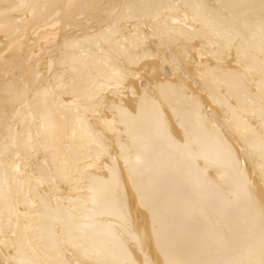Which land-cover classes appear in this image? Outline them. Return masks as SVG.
<instances>
[{
  "label": "bare ground",
  "instance_id": "1",
  "mask_svg": "<svg viewBox=\"0 0 264 264\" xmlns=\"http://www.w3.org/2000/svg\"><path fill=\"white\" fill-rule=\"evenodd\" d=\"M262 24L264 0H0V264H264Z\"/></svg>",
  "mask_w": 264,
  "mask_h": 264
},
{
  "label": "snow or ice",
  "instance_id": "2",
  "mask_svg": "<svg viewBox=\"0 0 264 264\" xmlns=\"http://www.w3.org/2000/svg\"><path fill=\"white\" fill-rule=\"evenodd\" d=\"M111 23V22H109ZM261 31L262 33H264V24L261 25ZM244 185H247V180H244ZM260 187H259V199L261 201L262 204H264V164L261 165V170H260V179L258 181ZM126 219H130L131 218V209H129L127 216L125 217ZM132 225L134 224V220L131 221ZM129 232L133 233V239L134 240H138L139 237L136 236L135 231H133L132 227L129 228ZM76 264H88L87 260H81L76 262ZM123 264H136L135 260H127L124 261Z\"/></svg>",
  "mask_w": 264,
  "mask_h": 264
}]
</instances>
